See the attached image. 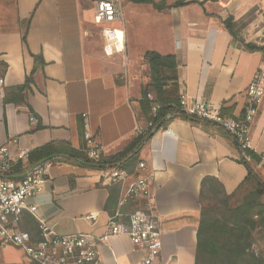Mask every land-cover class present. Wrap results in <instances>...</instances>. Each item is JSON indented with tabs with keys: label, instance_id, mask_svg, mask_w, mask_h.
Instances as JSON below:
<instances>
[{
	"label": "crops",
	"instance_id": "obj_1",
	"mask_svg": "<svg viewBox=\"0 0 264 264\" xmlns=\"http://www.w3.org/2000/svg\"><path fill=\"white\" fill-rule=\"evenodd\" d=\"M125 7L129 17L137 15L143 29L152 26L155 49L134 56L126 28L115 26L125 35L126 50L105 55L103 33L96 29L113 22H96L92 0H0V147L7 145L16 154L48 144L78 150L99 146L104 157L124 150L137 136L136 127L147 123L141 100L149 82L143 61L148 50L176 55L180 90L188 96L220 106L226 116L243 113L245 90L264 62V51L246 49L217 15L240 20L250 13L239 37L263 46L264 0L195 2L166 11L130 2ZM151 12L150 22L146 19ZM30 18L25 44L23 32ZM33 55H43L46 63L34 74L28 96L32 109L6 102V90L32 74ZM248 138L249 149L259 156L250 161L252 168L264 182V99ZM243 154L241 144L223 127L183 118L169 121L144 146L140 158L154 172L150 210L162 223L165 264H195L202 180L215 177L227 194L236 192L249 173ZM52 159L47 161L45 188L34 199L38 216L59 234L100 236L108 225L106 203L113 184L103 182L99 168L55 155L47 160ZM34 164L30 159L19 164L12 177ZM87 214H95L94 219L87 220ZM29 230L35 233L37 226ZM99 250L96 264H135L142 258L125 235L101 242ZM2 256L7 264H36L13 245H0Z\"/></svg>",
	"mask_w": 264,
	"mask_h": 264
},
{
	"label": "built area",
	"instance_id": "obj_2",
	"mask_svg": "<svg viewBox=\"0 0 264 264\" xmlns=\"http://www.w3.org/2000/svg\"><path fill=\"white\" fill-rule=\"evenodd\" d=\"M95 4L97 23L124 22L122 0H95ZM102 33L105 55L114 56L125 52L126 39L120 28L104 26ZM3 81L4 78H0V83ZM245 93L243 113L240 116H226L220 106L192 98L181 89L180 102L167 118H182L186 115L210 121L223 127L241 144L242 149L250 148L249 133L264 99V62L254 74ZM147 96L153 102V119L144 127H136L137 136L160 130L154 119L163 105L152 92ZM31 119L37 121L34 116ZM101 152L102 148L99 146L87 149L89 158L93 160H97ZM30 153L27 149H20L13 154L9 146L0 147V245H13L22 249L37 264H96L100 260V243L113 236L125 235L142 252V258L135 264H165L162 260V223L150 210L154 172L147 170L145 161L141 160L133 172L108 165L100 169V177L104 183L120 185L119 208L110 215L103 234L95 236L80 232L63 235L57 233L48 220L38 216V207L34 202L48 181L49 163H36L25 174L12 177L19 164L29 162ZM261 160L264 163V155ZM140 199L145 200L143 207L135 211L123 209ZM27 214L38 219L35 233L24 227ZM94 217L95 214L86 215V219L90 221Z\"/></svg>",
	"mask_w": 264,
	"mask_h": 264
},
{
	"label": "trees",
	"instance_id": "obj_3",
	"mask_svg": "<svg viewBox=\"0 0 264 264\" xmlns=\"http://www.w3.org/2000/svg\"><path fill=\"white\" fill-rule=\"evenodd\" d=\"M135 4L151 5L157 11H166L173 7H181L191 3L217 2L218 0H125ZM250 14V13H249ZM219 21L230 32V34L243 43L244 47L251 51L263 50L264 45L259 46L252 42H245L239 37L240 28L248 22L243 19L235 20L233 15H217ZM31 18L27 20L23 32V42L27 44V33ZM35 68L31 75L27 76L21 85L10 87L6 90V102L15 104L28 103L29 93L32 92L34 74L39 68H43L45 60L43 55H33ZM144 64L148 68L149 82L143 90L141 105L147 122L153 119V102L148 98L152 92L157 101L163 107L154 119L158 127L165 126L169 121L176 118H167L180 102V83L178 75V63L175 54H163L156 50H148L143 56ZM173 104V105H172ZM224 114V113H223ZM195 124L206 125L210 121H202L193 116H183ZM213 124V123H212ZM151 131L140 134L119 153L97 160L89 158L87 148L74 149L71 146L60 148L53 144L45 145L30 153V161L53 162L55 159L47 160L55 155L63 160H75L96 168L106 165L115 166L133 172L141 161V151L152 137ZM242 162L248 168L247 179L240 185L239 189L227 194L223 184L215 177L207 176L202 180L200 200L202 204L201 220L198 230V242L195 264H264V247L256 249L258 242L264 239V182L257 178L251 160H259V156L249 148L242 149ZM252 185L248 193L238 197V192L244 187ZM249 187V186H248ZM236 196L238 198H236ZM119 197V186L113 184L109 187V197L106 208L113 215L116 212ZM236 198V199H235ZM145 205V200H138L126 206L127 211H135ZM255 215L257 218H255ZM25 226L33 229L37 226L31 216L27 217ZM37 264V263H36Z\"/></svg>",
	"mask_w": 264,
	"mask_h": 264
},
{
	"label": "rangeland",
	"instance_id": "obj_4",
	"mask_svg": "<svg viewBox=\"0 0 264 264\" xmlns=\"http://www.w3.org/2000/svg\"><path fill=\"white\" fill-rule=\"evenodd\" d=\"M92 1H95V0H92ZM126 3H128V2H126L125 0H122L123 12H124V22L123 21H116V22H113V23L108 24V25H111L113 27L118 26L120 28L124 26L126 28L128 43L131 46L132 54H134V56L137 55L139 52L145 51L147 49H155V47H157V46L154 45V37H153L152 29H151L152 26L144 28V29L141 26H139L138 17H136L137 15H135V17H132V16L129 17L128 16V12H127V9L125 7ZM141 7L146 8V10H150V11L152 10L151 5L141 4ZM147 15H148L149 19L147 18L146 20H150V22H151L152 21L151 17H153V13L152 12L147 13ZM250 15L251 14H247L242 19L245 22H248L250 20ZM241 29L242 28H240L239 32H241ZM96 31L99 34L100 32H102V27L96 29ZM248 186H244L238 192V197L248 193V191L251 189L252 185H248ZM238 197L236 196V198H238ZM262 201L264 202V197L262 198ZM255 218H257L256 215H255ZM258 243L259 244L256 245V249L264 247V239L260 240ZM1 263L7 264L5 262V260L3 259V256L0 257V264Z\"/></svg>",
	"mask_w": 264,
	"mask_h": 264
},
{
	"label": "water",
	"instance_id": "obj_5",
	"mask_svg": "<svg viewBox=\"0 0 264 264\" xmlns=\"http://www.w3.org/2000/svg\"><path fill=\"white\" fill-rule=\"evenodd\" d=\"M153 135V134H152Z\"/></svg>",
	"mask_w": 264,
	"mask_h": 264
}]
</instances>
